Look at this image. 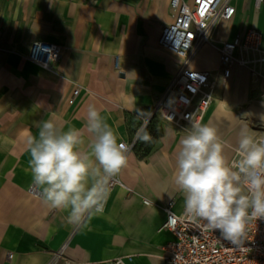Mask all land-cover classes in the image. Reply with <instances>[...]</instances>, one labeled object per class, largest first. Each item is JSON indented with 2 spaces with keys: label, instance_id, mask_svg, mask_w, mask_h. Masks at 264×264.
Listing matches in <instances>:
<instances>
[{
  "label": "crops",
  "instance_id": "1",
  "mask_svg": "<svg viewBox=\"0 0 264 264\" xmlns=\"http://www.w3.org/2000/svg\"><path fill=\"white\" fill-rule=\"evenodd\" d=\"M21 1L20 43L0 45V264H100L118 257H130L126 264H167L164 247L173 237L161 229L165 209L184 212L174 183L183 135L174 127L159 121L144 127L151 143L137 138L103 214L93 215L87 227L67 223V210L28 193L33 179L26 140L37 132V122L53 120L62 130L79 129V150L89 154L92 135L85 120L94 105L119 139L131 144L142 126L133 114L152 107L177 67V59L158 48L162 28L173 20L170 0ZM233 5L235 16L219 25L218 42L245 28L264 32V8L257 12L253 0ZM229 23L234 27L226 29ZM37 40L62 47L53 69L25 59ZM253 85L245 69H234L225 84L217 83L202 120L218 130L229 161L237 159L242 128L264 140V99Z\"/></svg>",
  "mask_w": 264,
  "mask_h": 264
},
{
  "label": "clouds",
  "instance_id": "2",
  "mask_svg": "<svg viewBox=\"0 0 264 264\" xmlns=\"http://www.w3.org/2000/svg\"><path fill=\"white\" fill-rule=\"evenodd\" d=\"M26 151L33 184L52 209L67 210L66 221L87 227L93 215H102L111 194L112 178L127 167L130 148L122 142L100 111L89 105L85 127L92 135L90 153L83 154L82 132L62 130L53 120L36 123ZM138 139L151 143L146 128ZM174 183L183 195L184 214L206 230L219 231L242 246L247 228L264 219V140L246 128L239 134L237 159L225 156V142L211 123L191 121L179 140ZM118 257L115 264H124ZM100 264H113L105 259Z\"/></svg>",
  "mask_w": 264,
  "mask_h": 264
},
{
  "label": "built area",
  "instance_id": "3",
  "mask_svg": "<svg viewBox=\"0 0 264 264\" xmlns=\"http://www.w3.org/2000/svg\"><path fill=\"white\" fill-rule=\"evenodd\" d=\"M253 4L257 12L264 8V0H253ZM169 6L173 20L162 28L158 48L174 56L177 67L150 112L141 118L142 126L129 144L130 150L139 131L152 118L174 127L183 136L191 121L202 123L214 100L217 83L225 84L234 69H245L251 84L257 86L260 99H264V32L251 27L230 40H216L219 25L235 16L233 0H170ZM205 46H213L217 51L216 70L195 65L197 54ZM61 52L60 45L37 40L29 45L25 59L51 70L60 61ZM115 68H118L117 63ZM78 92V89L73 90L67 101L69 105L74 103ZM118 184L117 176L113 177L111 188ZM28 193L40 197L34 184ZM165 214L161 229L169 231L173 237L164 247L167 264H264V219L248 225L243 245L237 246L224 240L218 230H206L184 212L175 214L168 206ZM63 264L76 263L64 260Z\"/></svg>",
  "mask_w": 264,
  "mask_h": 264
},
{
  "label": "rangeland",
  "instance_id": "4",
  "mask_svg": "<svg viewBox=\"0 0 264 264\" xmlns=\"http://www.w3.org/2000/svg\"><path fill=\"white\" fill-rule=\"evenodd\" d=\"M236 3H242L243 0H236ZM22 7L21 0H1L0 1V45L9 47L13 42L15 45L20 43L18 38V17ZM234 27L231 23L226 24V29ZM230 33V30H229ZM217 40V39H216ZM215 40V41H216ZM218 41V40H217ZM216 41V42H217ZM206 65L208 68L218 67L217 64V51L213 46H205L204 50L197 54L195 65ZM254 86V85H253Z\"/></svg>",
  "mask_w": 264,
  "mask_h": 264
},
{
  "label": "trees",
  "instance_id": "5",
  "mask_svg": "<svg viewBox=\"0 0 264 264\" xmlns=\"http://www.w3.org/2000/svg\"><path fill=\"white\" fill-rule=\"evenodd\" d=\"M150 110H151V108L146 109V110H142V111L135 112L133 114V118L135 120L139 121V122H142L141 118L142 117H145L150 112ZM156 121L157 120L155 118H152V119H150L148 125H151L153 122H156ZM137 143H138V141L134 144V147H133L134 150L135 149L137 150V145H138Z\"/></svg>",
  "mask_w": 264,
  "mask_h": 264
},
{
  "label": "water",
  "instance_id": "6",
  "mask_svg": "<svg viewBox=\"0 0 264 264\" xmlns=\"http://www.w3.org/2000/svg\"><path fill=\"white\" fill-rule=\"evenodd\" d=\"M120 76H122V74H120Z\"/></svg>",
  "mask_w": 264,
  "mask_h": 264
},
{
  "label": "bare ground",
  "instance_id": "7",
  "mask_svg": "<svg viewBox=\"0 0 264 264\" xmlns=\"http://www.w3.org/2000/svg\"><path fill=\"white\" fill-rule=\"evenodd\" d=\"M201 51H202V49H201Z\"/></svg>",
  "mask_w": 264,
  "mask_h": 264
}]
</instances>
